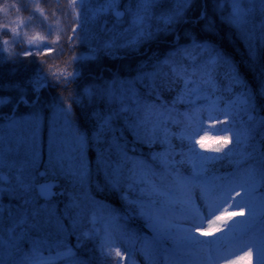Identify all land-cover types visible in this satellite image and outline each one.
<instances>
[{
  "label": "trees",
  "instance_id": "16d2710c",
  "mask_svg": "<svg viewBox=\"0 0 264 264\" xmlns=\"http://www.w3.org/2000/svg\"><path fill=\"white\" fill-rule=\"evenodd\" d=\"M229 0H196V3L187 12L188 17L199 16L201 10H205L207 16L214 21V28L211 31L204 29V22L193 25L191 23L181 25L179 39L175 34L163 36L157 41L151 42L141 48L139 52L113 53L100 51L99 56L93 58H83L86 48L83 46L72 47L68 42L61 43L51 49L52 51L32 52L27 55L21 54L17 49H13L9 60L0 62V97H11L13 103L9 106L0 107V115L11 114L14 110L13 104L19 96V92L7 86L19 83L27 89L29 105L21 104L17 109V117L23 115H40L45 119L43 132L47 135L50 129V118L57 112V108L66 107L69 109V118L80 134L87 136L88 158L91 179L92 201L88 202L89 207L79 213L76 204L77 196L73 191L66 188V193H61L56 200L55 207L57 214L63 219L64 215L78 217L77 232L72 233L73 242L76 243V262L84 264H101L104 256L101 254L100 242L104 237V230L108 229L120 245L118 250L121 256H116L117 247L110 249L105 246L104 252H111L108 256L109 264H122L123 253L121 250V235L130 238L151 237L147 228L148 215L155 220L161 205H156L155 200H161V196L138 199L142 189L155 183L162 192L165 187L171 185V177L168 173L173 169L178 170L184 176H191L196 173L198 179L203 181L204 186L209 191L220 185H229L231 182L239 185L246 179L244 172L249 164L259 166L260 154L264 152V130L256 128L252 132V139L246 141L245 131L250 127L247 116L239 110V103L234 105L236 114L235 123L230 116L220 115L215 121L204 122L200 116V104L175 103L180 85L172 86L171 90L162 86V81H158V91L160 99L152 94L150 84L157 72L168 73L169 69L164 64L169 56H173L179 65L188 69L189 72L199 69L201 75L204 71L210 73L214 89L210 93L204 91L200 93L201 100L205 97L220 99L222 97L237 99L241 97L243 89L233 87L230 74H235L248 86V89L255 94L256 111L253 113L259 119L264 117V98L259 95L264 91V40L260 39V29L254 45H249L241 30L227 20L230 12ZM206 5V9L204 6ZM26 12H31L25 8ZM23 21L28 19V14H21ZM6 38V37H5ZM201 44L208 47L209 51L215 49L221 53L228 61L227 64L212 63L208 59V54L197 51L195 45ZM62 49V52L58 51ZM187 50L185 52L184 50ZM78 59H73V58ZM193 65L195 67H193ZM207 65V68H205ZM43 69V72H41ZM63 71L68 74L70 71L77 73L74 83H70L67 90L62 86H57L53 73L61 75ZM147 77V79H146ZM170 78V76H169ZM38 79L46 82L47 87L33 92L29 81ZM119 79L120 82L129 84L135 90V99L129 98L133 105L137 99L142 103L156 104L158 110L161 104L169 106V115L163 117L164 126H158L160 132H167L165 137L159 136L160 142H140L135 139L134 134L129 130L131 121L136 118V107L130 112L120 111L122 103L119 99L110 98L108 94V84ZM216 86H220L221 92L217 93ZM38 102L33 104V100ZM126 99V102L129 101ZM111 117L107 127L103 126L107 118ZM154 117L153 119H155ZM165 118L169 119L166 124ZM175 121V122H173ZM203 123L215 131L213 136H206L202 139L203 147L197 139L200 131L193 136L191 145L187 139H180L181 135H187L193 129H198ZM232 126L235 131L241 133L242 143L236 144L233 132H221L219 129ZM251 144L255 148V159L244 162L243 156L246 151L251 152L252 148L246 147ZM120 145L126 153V160L122 161L115 152ZM190 146H194L190 151ZM219 149V151H217ZM233 149L232 153L224 157V153ZM197 153L199 155H197ZM156 157V159H154ZM201 157H224L214 161H207ZM106 160L114 164V172L111 177H107L103 170ZM149 169L156 173L159 181L145 180L143 175ZM165 178L163 181L161 178ZM119 180L122 185V192L113 190L110 185L112 179ZM134 182V185H133ZM132 188L129 195V189ZM189 188V186H188ZM186 198L188 193L186 187L176 190L180 197V192ZM122 196L134 203L129 205ZM261 197H264V187L257 185L253 192L245 196L244 189L239 196V200L245 199L244 203H251L255 209L256 224L248 231L249 236L258 233V221L260 213L264 211L261 207ZM163 200L160 201V203ZM143 203L144 215L140 214V204ZM86 204V202H85ZM183 210L185 205L182 206ZM235 221H249L247 208L237 207L235 211ZM107 221V222H105ZM113 223V227L108 224ZM165 221V220H164ZM224 224V223H222ZM225 226V224H224ZM165 230L171 229L168 221L164 223ZM95 233L89 238L83 236L84 233ZM201 240L204 236L199 231L195 232ZM186 233L180 232L172 237V240L179 238L184 244L190 245L185 239ZM55 255L57 253L54 252ZM253 264H256L255 253L252 256ZM68 261L61 262L57 259L55 263L67 264Z\"/></svg>",
  "mask_w": 264,
  "mask_h": 264
},
{
  "label": "rangeland",
  "instance_id": "374dc122",
  "mask_svg": "<svg viewBox=\"0 0 264 264\" xmlns=\"http://www.w3.org/2000/svg\"><path fill=\"white\" fill-rule=\"evenodd\" d=\"M130 3L135 7L134 0H120L119 10L124 11ZM102 4L103 0H92L91 3L85 6V9L99 8ZM228 4L230 12L227 20L230 22L233 8L232 0H229ZM12 5L16 7L13 8ZM241 5L245 8H255V12L248 17V23L238 27L246 42L249 45H254L259 25L264 20V15H261L260 11L261 5L259 3H248L247 0H241ZM174 6V0H163L162 4L156 6L153 9L151 18L146 21V27H150L155 36L152 39L137 42L138 29L133 26L132 17L127 13L119 21L111 14L101 16L94 21L91 19V14L80 7L79 0H76L75 5H73V0H0V25L7 23L11 28L17 30L13 34L7 29L0 28V49H3V51H0V62L9 60L13 49H17L21 54L29 49H31V52L41 53L64 42H68L72 47H85L87 53L81 55L83 58L97 57L100 51L113 53L139 52L142 47L157 41L163 36L175 34L179 39L178 34L183 24L169 27L165 31L166 26L160 19L161 13L167 12ZM6 7L7 12L4 11ZM17 8L19 11L16 10ZM25 8L30 9L31 12H26ZM77 13H80L79 19H77ZM21 14H28V19L23 21ZM13 21H22V23H13ZM73 28L76 30L75 34L72 31ZM77 36H79V39H77ZM58 37L59 39H57ZM69 37H72L71 42ZM5 40L8 41L6 45L3 43ZM69 73L73 72L70 71ZM62 75L67 74L63 71ZM108 86L110 98L117 97L125 108L131 110L134 107L137 108V103L133 105L129 99L134 98L136 100L135 90L132 89L130 83L125 84L120 82L119 79H115ZM46 87V82H41L39 85L40 89ZM217 90H221L220 86L216 87ZM127 98L129 101L126 102ZM223 99H226V102L224 106H220L217 99L205 97L201 100V98L197 99L195 96L191 97V101L200 104V116L204 122L214 120L209 119V115L218 117L221 113L220 110L233 112V106L235 103L240 102L241 98L230 100L228 97H224ZM184 102L188 103L189 98L185 97ZM5 106H9V104ZM213 108L216 110H213ZM13 113L4 117L3 121L0 122V175L6 176L10 180L8 184L4 180L0 181V187L11 188L12 190L18 189V176H22L26 182H34L37 186L41 182L38 176L39 172L46 170L49 173L50 180H55V177L58 181L63 180L64 186L62 188L64 187L65 191L66 188L70 189L73 191L72 194L77 196L76 204L79 213L85 211L84 209H87L90 205V203L88 205V202H91L93 198L88 176L89 147L88 142L86 147H81L78 144L77 137L81 134L69 118V109L66 107L57 108V112L50 118V129L47 135H44L43 132L45 119L40 115L27 114L20 118L16 117V113L15 115ZM200 128L207 131H200L197 135L198 140L215 134V131L205 123L198 129ZM115 152L122 161L126 160V153L122 146L118 145ZM105 166L107 172L111 175L114 171V164L106 160ZM81 168L83 169L82 181L76 176L77 171ZM143 177L145 180H157V177L149 169L145 171ZM232 188L230 194L233 200L228 201V204L232 205L229 207L231 217L235 208L234 201H245H238L237 199L242 189L236 185H233ZM203 189V183L196 180L190 185V188H187L186 192L189 194L188 197H191L199 205ZM64 190H59L58 195L65 192ZM165 190H168V187ZM4 196L10 198L7 192ZM32 197V202L27 206L23 205L22 199H18L21 203L17 207L3 205L5 212L3 217L4 230L0 233L3 238V244L0 245V260H3L4 264H16V262L32 254H36L37 258H43L47 251L65 252L70 248L74 252L76 249L71 235L77 230L75 227L78 225V217L68 218L65 216L66 219H62L55 213V208L50 209L41 204L36 189L33 190ZM162 199L164 201L162 204L163 209L162 212H159L161 213L159 218L167 219L171 224V229L165 230V221L154 220L147 223L152 237H139L137 239L122 237V264H130V260L132 264H148L149 260L153 264H196L200 259L195 249L190 246L185 247L179 239L172 240L177 232H182L187 227L184 213L176 206L180 201H184V198H178L173 192L171 196H162ZM158 203L159 201L155 202V204ZM9 207L13 211L12 219L9 216L6 218L5 215L8 213ZM225 207H228V205H225ZM33 211L39 212L35 220L30 215ZM25 215H28L27 223H21L10 239L7 229L12 226L13 220H20ZM33 224H35V227L32 226ZM153 224L155 227H153ZM219 227L226 230L221 223ZM219 235H222V232H213L212 235L204 236L207 239H213ZM248 236L249 233H247V238H249ZM125 248L128 251H125ZM129 253H131V257ZM251 258L245 264H252ZM72 259L75 260V258ZM220 264H224V261H221Z\"/></svg>",
  "mask_w": 264,
  "mask_h": 264
},
{
  "label": "snow or ice",
  "instance_id": "6c2138e0",
  "mask_svg": "<svg viewBox=\"0 0 264 264\" xmlns=\"http://www.w3.org/2000/svg\"><path fill=\"white\" fill-rule=\"evenodd\" d=\"M92 0H79V5L82 9H85V6L91 3ZM248 3L256 4L259 3L261 5V15H264V0H247ZM76 0H73V5H75ZM135 7L130 3L129 6L124 10H119L120 0H103V4L99 8H89L85 9L86 12L91 14L92 20H97L101 16L104 15H113L117 21L121 20L125 14L127 13L132 17L133 26L137 27V42L152 39L155 36V33L151 31L150 27H146V21L151 18L153 9L162 4L163 0H134ZM175 6L170 8L167 12L161 13L160 19L164 23L165 31L168 30L169 27L179 26L181 24L191 23L193 25L200 24L204 22V29L206 31H211L214 28V21L207 16L205 10H201L199 16L196 17H188L186 13L193 5L196 3V0H174ZM233 8L230 16V22L239 27L240 25H246L248 23V17L255 12V8H245L241 5V0H232ZM11 7L15 8V5ZM206 9V5L204 6ZM19 11V9H16ZM7 12V7L4 9ZM80 13H77V19H79ZM22 23V21H13V23ZM0 28L7 29L11 31L13 34L16 33V28H11L9 24L0 25ZM260 29V39L264 40V20L261 21L259 25ZM75 34V28L72 29ZM159 31V29H158ZM59 39V37L57 38ZM79 39V36H77ZM69 41H72V37H69ZM6 45L8 43L7 40L3 41ZM55 43V42H53ZM47 47V46H45ZM197 51H202L208 54V59L212 63H223L227 64V59L219 52H216L215 49H211L209 51L208 47L205 45L197 44L195 45ZM53 49H49L52 51ZM3 51V49H0ZM58 51L62 52V49ZM187 52V50H184ZM27 55H31V49L26 53ZM77 59V58H73ZM167 66L169 69L168 73L157 72L155 76L152 78V82L150 87L152 89V94L156 96V99L159 100V91L158 89V81H162V86L168 88V90L172 89V86L180 85L178 90L177 98L173 101V105L175 103H183L185 97L189 98V103H191V97L195 96L197 99H200V93L204 91L212 92L214 89V83L210 73L204 71L203 75L199 69L189 72L187 68L179 65L178 61L175 57L169 56L165 59V61L160 62ZM193 67H195L193 65ZM207 68V65H205ZM43 72V69H41ZM77 73H68L67 75H57L53 73L55 77L57 86L64 87L67 90V87L70 83L75 82V76ZM170 76V78H169ZM230 80L232 81V86L243 89L241 92V99L239 102V110L247 116V122L250 127L245 131L244 138L246 141L252 139V132L259 128L264 130V117H260L257 119L253 113L256 111V101L255 94H253L246 84H244L238 76L235 74H230ZM147 79V77H146ZM29 85L32 88V91L35 93L38 90L39 83L38 79L35 81H29ZM10 89L16 90L19 92V96L16 98L15 103L13 104V108H18L21 104L28 106L29 100L27 98V89L22 87L19 83H13L7 86ZM259 95L261 98H264V91H260ZM38 102L37 100H33L32 103L35 104ZM11 97H0V107H3L7 104H12ZM136 118L131 121L130 131L134 134L135 139L140 142H147L149 144L153 142H160L159 136L162 134L167 139L169 135L166 131L161 133L158 126H164L163 117L165 115L170 116L169 106L161 104L158 110L156 104L150 103H142L139 99L136 101ZM131 109L121 107L120 111L128 112ZM213 110H216L213 108ZM221 113L225 116H230L233 119V124L235 123L236 114L231 111L220 110ZM156 117L155 119H153ZM209 119H218V117H214L209 115ZM111 117L107 118L104 122L105 127L108 126ZM175 122V121H173ZM197 131H207L206 129H193L190 134L181 135L180 139L183 141L187 139L191 145V141L193 136ZM221 132H233V135L236 140V144L240 145L242 143L241 133L234 130L232 126H226L219 129ZM201 138L200 141H196V143H200L201 147H203ZM78 144L81 147H86L87 145V136L81 134L77 137ZM246 147L252 148L251 152L246 151L243 156V160L245 163L248 161H252L255 159V148L251 144H247ZM194 146H190L189 150L193 151ZM219 151V149H217ZM233 149H229L224 153V157L229 156L232 153ZM197 155H199L197 153ZM224 157H201L203 160L214 161L218 159H223ZM156 159V157H154ZM43 175V174H41ZM244 175L246 179L243 183H240L238 187L244 189L245 196H248L250 192H253L257 185L264 187V152L260 154V164L256 166L254 164H249L245 169ZM77 178L81 181L83 180V169L77 171ZM168 176L171 177V185L169 186L167 192H162L160 188L156 186L155 183L150 184L149 186L137 189L139 192V197L141 201L144 198H149V202L152 203L151 197L153 196H171L173 190H179L187 187L193 181L198 179L196 173H193L191 176H184L178 170L173 169L172 172L168 173ZM5 177L0 175V181H3ZM162 181L165 178H161ZM17 185L18 190H6L3 187H0V195H3L7 192L12 199H22L23 205L27 206L32 202V192L36 189V185L32 181L26 182L22 176L17 177ZM110 185L113 190L122 192V185L119 180L112 179L110 181ZM134 185V182H133ZM53 185H41L38 189V194L40 196L48 197L50 195H54L51 192V188ZM233 190L232 186L229 184L227 186L220 185L212 191L208 189L202 190L201 203L196 204L191 197L187 198L184 201V220L187 222V227L184 229L186 233L185 239L186 241L192 245L193 247L199 250L200 259L196 262V264H220L221 261H224V264H245L246 261L249 260L253 256V252L255 253L256 264H264V211L260 213V218L258 221L259 231L252 238H247V233L256 224V216L255 209L251 203H243V202H235V206L240 208H247L248 215L250 217L249 221H234L231 224L225 223L227 220L231 219L229 214V207L232 205L228 204L229 200H233L231 196V191ZM132 188L129 189V195L131 194ZM239 194V193H237ZM122 198L129 204L132 205L134 203L133 200H128L126 196H122ZM228 205V207H225ZM141 208L140 214L143 216V203L139 205ZM261 207L264 209V197H261ZM8 216L10 219L13 218V211L11 207L8 208ZM4 206L0 203V233L3 232V217H4ZM33 220L35 217L39 215L38 211H33L31 214ZM148 221L152 222V216H147ZM28 215H25L20 220H13L12 226L7 229L10 234V239L12 235H14L16 228L20 226L21 223H27ZM220 223H225L226 230H223L219 227ZM35 227V224L32 225ZM153 227L155 225L153 224ZM199 231L200 234L203 235H212L213 232H222V235L215 236L213 239H205L201 240L198 236L195 235V232ZM95 233H84L83 236L85 238H89ZM80 238H77V243L79 244ZM3 244V238L0 236V245ZM107 246L109 249L113 246L117 247L116 256H121L120 251L118 250L119 244L117 238L108 230H104V237L100 242L101 254L104 256V259L101 261V264H109L108 256L111 255V252H104V248ZM125 251H128L125 248ZM243 253V254H241ZM131 257V253H129ZM74 253L70 248L63 253H58V258L64 257H73ZM0 264H4L3 260H0ZM16 264H54L52 259L45 260L43 258H37L36 254H32L30 256H26L23 260L16 262ZM68 264H84V262H76L73 260H69ZM119 264V261H117ZM130 264H132L130 260ZM148 264H153L151 260H149Z\"/></svg>",
  "mask_w": 264,
  "mask_h": 264
},
{
  "label": "water",
  "instance_id": "95a60500",
  "mask_svg": "<svg viewBox=\"0 0 264 264\" xmlns=\"http://www.w3.org/2000/svg\"><path fill=\"white\" fill-rule=\"evenodd\" d=\"M47 174H46V172H44L43 173V175H41L42 177H45ZM46 185V184H45ZM47 185H53V187L51 188V192L53 193V189H54V187H56L57 185H59L58 183H54V182H52V183H48ZM53 196L54 195H50V196H48V197H44V196H42L44 199H46V200H51L52 198H53Z\"/></svg>",
  "mask_w": 264,
  "mask_h": 264
},
{
  "label": "flooded vegetation",
  "instance_id": "af4514ba",
  "mask_svg": "<svg viewBox=\"0 0 264 264\" xmlns=\"http://www.w3.org/2000/svg\"><path fill=\"white\" fill-rule=\"evenodd\" d=\"M0 198H1V196H0Z\"/></svg>",
  "mask_w": 264,
  "mask_h": 264
}]
</instances>
